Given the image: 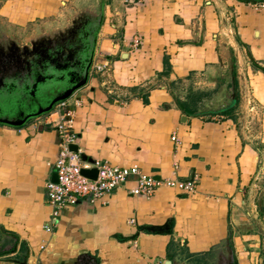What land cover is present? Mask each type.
Listing matches in <instances>:
<instances>
[{"label": "crops", "instance_id": "obj_1", "mask_svg": "<svg viewBox=\"0 0 264 264\" xmlns=\"http://www.w3.org/2000/svg\"><path fill=\"white\" fill-rule=\"evenodd\" d=\"M262 3L0 0V49L15 53L0 63L5 84L21 86V51L37 37L78 15L100 22L89 79L64 101L83 160L196 179L191 193L150 197L129 179L67 206L48 232L56 105L0 123V264H264Z\"/></svg>", "mask_w": 264, "mask_h": 264}, {"label": "built area", "instance_id": "obj_2", "mask_svg": "<svg viewBox=\"0 0 264 264\" xmlns=\"http://www.w3.org/2000/svg\"><path fill=\"white\" fill-rule=\"evenodd\" d=\"M132 3H141L144 0H126ZM259 7L264 8V3ZM142 42L139 35L132 38L130 49H137ZM55 113L58 119L54 121L55 129L59 137V152L52 163V172L57 180L49 179L46 184L47 202L50 206L48 221L44 229L52 231L57 224L60 214L67 206H74L81 202L90 204L112 194L127 180L133 179L136 187L135 193L150 197L160 186H178L184 193H191L195 189V178L184 179H162L153 174L145 173L137 166H117L106 161L94 160L91 162L83 160L78 151L71 149L76 144L78 134L74 130V111L60 102L56 105ZM175 140V137H172ZM96 170L95 177L84 175L82 170ZM152 264V263H150Z\"/></svg>", "mask_w": 264, "mask_h": 264}, {"label": "water", "instance_id": "obj_3", "mask_svg": "<svg viewBox=\"0 0 264 264\" xmlns=\"http://www.w3.org/2000/svg\"><path fill=\"white\" fill-rule=\"evenodd\" d=\"M99 24L86 48L81 46L82 49L78 50L72 44L65 51L46 49L47 52H37L35 56L34 51L31 53L32 42L30 50H22L25 65L22 72L19 71L22 73L18 78L21 86L14 82L5 84L4 77L0 76V123L20 126L32 117L50 112L55 105L84 86L89 79ZM87 35L88 32L85 40ZM4 54L6 52L3 51ZM71 149L76 151V145H71ZM82 173L95 177L96 170H82ZM53 180H57L55 174Z\"/></svg>", "mask_w": 264, "mask_h": 264}, {"label": "flooded vegetation", "instance_id": "obj_4", "mask_svg": "<svg viewBox=\"0 0 264 264\" xmlns=\"http://www.w3.org/2000/svg\"><path fill=\"white\" fill-rule=\"evenodd\" d=\"M97 25V18L88 19V17L81 15L72 17L70 22L66 25H63L60 29H57L53 33L44 34L37 37L33 42L31 53L33 54L35 52V56H37V52L44 53L46 49H59L60 51H65L71 47L72 44L73 47L78 48V50L82 49V47L86 48L88 43L93 40L92 36L96 29L95 26ZM87 32V40H85V35ZM11 50L4 55L3 51H0V63L3 60L13 61L15 59L13 56L15 53ZM24 51H21L22 55H24Z\"/></svg>", "mask_w": 264, "mask_h": 264}, {"label": "rangeland", "instance_id": "obj_5", "mask_svg": "<svg viewBox=\"0 0 264 264\" xmlns=\"http://www.w3.org/2000/svg\"><path fill=\"white\" fill-rule=\"evenodd\" d=\"M207 103H208V104H214V103H216V101L213 100V98H212V99L209 98V99L207 100Z\"/></svg>", "mask_w": 264, "mask_h": 264}, {"label": "trees", "instance_id": "obj_6", "mask_svg": "<svg viewBox=\"0 0 264 264\" xmlns=\"http://www.w3.org/2000/svg\"><path fill=\"white\" fill-rule=\"evenodd\" d=\"M165 66H166V70H167V67H168L167 59L165 60ZM164 72H165V71H164Z\"/></svg>", "mask_w": 264, "mask_h": 264}]
</instances>
